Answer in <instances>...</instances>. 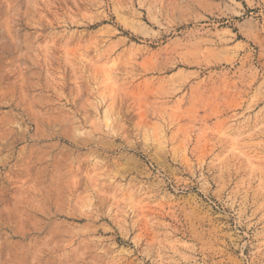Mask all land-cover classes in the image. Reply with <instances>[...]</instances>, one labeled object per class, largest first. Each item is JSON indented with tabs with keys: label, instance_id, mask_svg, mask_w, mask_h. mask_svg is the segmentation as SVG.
<instances>
[{
	"label": "rangeland",
	"instance_id": "374dc122",
	"mask_svg": "<svg viewBox=\"0 0 264 264\" xmlns=\"http://www.w3.org/2000/svg\"><path fill=\"white\" fill-rule=\"evenodd\" d=\"M0 264H264V0H0Z\"/></svg>",
	"mask_w": 264,
	"mask_h": 264
}]
</instances>
